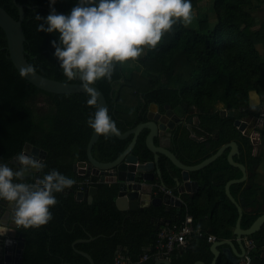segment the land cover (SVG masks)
Instances as JSON below:
<instances>
[{"label": "trees", "instance_id": "1", "mask_svg": "<svg viewBox=\"0 0 264 264\" xmlns=\"http://www.w3.org/2000/svg\"><path fill=\"white\" fill-rule=\"evenodd\" d=\"M16 1L25 5L23 28L29 63L46 77L80 83L79 79L67 80L54 56L51 42L58 41V33L37 31L40 22L34 17L38 14L46 18L50 14V0H0V6L18 19ZM77 2L56 0L52 6L58 13L68 15ZM198 2L191 0L193 7ZM263 4L264 0H215L217 25L210 28L209 15L203 10L200 11L199 29L193 30L179 23L174 25L156 49H146L141 59L145 72L143 77L129 79L125 75L124 64H117L111 83L106 79L98 80L95 84L105 94L108 113L117 127L125 132L146 122L152 103L158 104L161 112L168 107L181 106L191 113L189 118L194 120L197 117L199 132L208 136L207 141L197 143L191 138V131L180 126L181 137L174 150L185 164H198L223 145L236 141L240 153L235 156V161L244 164L255 176L262 156L253 154V144L236 127L235 121L244 119L249 123L259 116V108L250 107L251 90L256 89L264 96V52L260 48V44L264 46V21L260 22L256 15ZM38 97H44L48 105L40 113L35 104ZM88 99L86 92L55 94L26 80L10 59L7 36L0 27V163L15 167V157L24 151L26 144H31L47 152L43 161L46 167L40 176L56 169L71 178L76 174L75 164L88 160V144L94 130L88 126L87 120L96 111L95 107L87 104ZM119 103L135 105L136 108H122ZM218 103H223L228 111H235V116H222L215 107ZM147 134L148 131L141 134L133 151L143 162L154 159L146 145ZM132 139L133 135L126 139L101 135L93 147V155L98 161L112 162L126 150ZM229 151L204 170L193 174L194 179L199 173L205 174L202 193L207 205L204 207L199 201L187 198L180 217L177 213L172 216L164 206L121 210L116 203L118 185L99 182L97 177L92 178L98 187L92 203L77 200V184L70 188L71 191L65 189L55 194L58 204L50 209L53 219L47 225L26 231L18 229L25 238L22 264H91L79 251L89 253L95 264H115L120 248L134 261L148 253L152 258L144 264H155L156 233L164 221L182 223L189 213L198 226L209 212H213L215 218H221L220 226L234 227L239 212L227 197L225 186L228 181L241 178L243 173L229 163ZM181 153L203 155L184 160ZM161 166L163 181L173 189L174 182L168 167L179 169L166 156H162ZM85 179L86 176H80V181ZM33 181L34 176H30L20 182ZM246 184H234L231 191L245 209L242 227L249 228L264 213L261 209L264 198H258V187L254 182L251 187ZM204 230L220 238L230 237L228 231L221 234L217 227ZM260 233L264 234V227L262 232L251 236L258 248L264 245ZM91 237L96 239L73 246L76 240ZM198 240L205 249H210L207 236L197 238L191 245L193 249L197 248ZM206 253V261L211 264L213 256ZM199 257L189 254L176 264H193Z\"/></svg>", "mask_w": 264, "mask_h": 264}, {"label": "clouds", "instance_id": "2", "mask_svg": "<svg viewBox=\"0 0 264 264\" xmlns=\"http://www.w3.org/2000/svg\"><path fill=\"white\" fill-rule=\"evenodd\" d=\"M55 2L50 0L46 18L35 15L40 22L37 31L58 33V41L51 43L60 69L68 81L80 80L89 96L87 104L96 108L88 126L98 135L118 136L116 121L106 107L98 106L92 85L100 79L111 83L117 64L136 61L145 49H156L174 25H191V0H78L68 15L58 13L52 6ZM35 71L34 65H27L21 75ZM14 161L15 167L0 163V201L9 208L7 219L0 218V237L13 231V225L25 231L47 225L53 219L50 209L58 204L55 194L76 183L56 169L31 183L20 182L25 173L43 172L46 164L28 151H21Z\"/></svg>", "mask_w": 264, "mask_h": 264}, {"label": "water", "instance_id": "3", "mask_svg": "<svg viewBox=\"0 0 264 264\" xmlns=\"http://www.w3.org/2000/svg\"><path fill=\"white\" fill-rule=\"evenodd\" d=\"M17 7L19 9V18H14L5 8L0 6V27L5 31L8 41V51L10 59L13 61L15 67L21 74V68L31 65L27 59L25 42L27 40L23 21L25 19V5L19 4L17 1ZM30 83L36 87L50 93L55 94H73L85 92L81 87L80 83H68L52 79L40 74L35 71L32 74L23 76ZM78 79V78H77ZM98 93V106L106 107L108 109V101L105 94L96 86L92 85ZM262 97L258 90L254 89L249 92V103L250 107H258L261 104ZM158 105L153 103L151 109L148 113V121L138 124L136 127L131 128L123 132L120 128V134L117 136L120 139H126L133 135V139L126 150L114 161L112 162H101L98 161L93 155V147L101 137V135L93 132L90 142L88 144V160L78 162L75 164V171L83 174L87 178L93 176H98L101 178L102 182L109 184L118 185V197L116 203L121 210H145L151 206L160 207L167 206L169 210L170 207H177L179 215L181 214V209L184 204L181 197L178 194H170L168 192L161 193L157 196L153 195L154 188L149 186V182L155 180L156 177L160 179V183L170 189L168 185L162 180L163 170L161 166V156H166L177 168L181 170L180 176H176L174 181L176 186L174 191L177 193H185L188 197L194 198L198 193L202 192V179L193 178V173L203 170L219 157H221L227 149H230L228 153L229 163L239 168L243 176L239 179H232L227 182L225 186V192L230 201L237 207L239 212V217L236 222V227L234 230L235 239H221L217 242L212 243L211 252L214 256L212 264H221L223 260L228 262V264H239L241 258L245 255L246 249L242 237L252 236L259 232L264 226V214L260 215L254 223L249 228L242 227V221L244 216V208L236 200L231 191V186L238 183H243L248 178V171L244 164L236 162L235 156L240 153V146L238 142L232 141L228 144L223 145L216 153L212 154L208 158L204 159L202 162L195 165L185 164L177 155L174 148L165 145L164 142L157 144V138H168L174 141L177 146V141L180 139L179 129L183 126V120L177 121L179 118L177 116L178 112H183L184 108L178 106L175 109L169 108L165 113L157 112L154 114L153 108ZM158 109V108H157ZM171 113V115H170ZM176 113V115H174ZM109 114V113H108ZM172 114L174 117H171ZM179 115V114H178ZM222 116H235V111L224 110L221 112ZM110 116V115H109ZM111 117V116H110ZM183 124V125H182ZM189 124H193V118L189 119ZM256 124V119L253 121L251 126L242 119H237L235 121L236 127L243 131L246 130L247 136L253 131ZM188 126V129L194 135V128ZM187 127V125H186ZM168 129L170 130L169 132ZM147 130L148 134L146 137V145L148 149L153 153L154 159L143 162L140 157L133 153L138 140L143 133ZM170 134V135H169ZM192 135L193 138H196ZM109 136H113L109 134ZM24 151L37 156L39 159L44 161L47 157V152L38 147H34L31 144H26ZM15 164V163H14ZM32 173L37 174V178L40 174L32 170L30 173H25L24 178H29ZM98 192V187L92 185L84 191H79L77 193V199L79 201H88L92 203L94 196ZM1 218L7 219L9 215V208L6 202H0ZM10 223V221H9ZM13 231L7 233V235L0 237V264H3V260H10V255L13 252L12 243L13 232L15 226H12ZM20 243L18 245L19 256L17 258L16 264H22L23 248L25 243L24 236L19 234ZM96 237H91L89 239H78L74 242L75 246L79 242H87L95 240ZM187 251V250H186ZM83 256L89 259L91 264H95L93 257L84 251H79ZM185 251L182 252L184 254ZM6 255V256H5ZM62 264H71L64 262ZM155 264H173L172 260L158 257L155 259ZM194 264H206L202 260L196 261Z\"/></svg>", "mask_w": 264, "mask_h": 264}, {"label": "crops", "instance_id": "4", "mask_svg": "<svg viewBox=\"0 0 264 264\" xmlns=\"http://www.w3.org/2000/svg\"><path fill=\"white\" fill-rule=\"evenodd\" d=\"M210 1H215V0H199V2H198V4H197V6H195V7H193V12H194V19H193V22H192V24L191 25H189V26H187L188 28H190V29H193V30H197V29H199V27H200V11L201 10H203V12L205 13L206 11H207V8H209V6H210ZM213 5H214V2H213ZM263 8H264V4L262 5V6H260L259 7V9H258V11L256 12V15H257V17L260 19V15H259V13H261V12H263L264 10H263ZM208 13V12H207ZM209 26H210V28H214L216 25H217V23H218V17H217V14H216V12L214 11L213 13H212V11L210 10L209 11ZM260 48L262 49V52H264V46L262 45V44H260ZM261 95V97H262V99L264 98V96L262 95V94H260ZM262 102V101H261ZM134 104V103H133ZM158 105V104H157ZM119 106H121L122 108H127V109H135L136 108V106L135 105H131V104H126V103H119ZM215 106H217L218 108H221L222 109V111H224V110H227V109H225V106H224V104L223 103H218V104H216ZM260 106V105H259ZM259 106L257 107V108H259ZM158 108V106L155 108H153V111H154V114H157V112H159V110L157 109ZM254 108V107H253ZM151 109V108H150ZM220 110V109H219ZM228 111V110H227ZM179 114V115H178ZM190 112H188L187 110H183V112H178L177 113V116H178V120L177 121H181V120H183V123H184V125L183 126H186L187 125V129H188V126L190 125L189 124V116H190ZM170 115H171V113H170ZM174 115H176V113H174ZM174 115L172 114V116L171 117H174ZM253 119V118H252ZM253 121H254V119L252 120V122H249L248 124H249V126H251V124L253 123ZM190 126H192L193 128H194V131H195V133H194V137H196V138H193L192 137V135H191V138L192 139H194V141L195 142H205V141H207V139H208V136L207 135H204L203 133H201V132H199V128H198V119H197V117H194V120H193V124L192 125H190ZM145 131H147V130H145ZM145 131H143V132H145ZM170 130L168 129V131L167 132H169ZM259 132H260V134H261V137H260V140H259V142H258V144H257V146L256 147H254V151H253V154L254 155H261L262 156V163L260 164V166L259 167H257V169L255 170V176H254V172H249L248 171V169H247V171H248V178H247V180L245 181V182H247V184H246V186L247 187H251L252 186V182H254L256 185H257V187H258V190H257V192L259 193V199H262V198H264V125H263V127H261L260 129H259ZM170 135V134H169ZM162 142H164V144L165 145H168V146H170V147H172V148H174V149H176V147H175V143H174V141H171L170 140V136L168 137V138H157L156 139V143L157 144H160V143H162ZM254 146V145H253ZM211 148H213V144H212V146L209 148V150L211 149ZM228 150V149H227ZM211 151V150H210ZM209 152V151H208ZM182 154V153H181ZM183 155V154H182ZM201 155H203V154H201ZM201 155H193V156H189V155H186V154H184L183 156H182V158L184 159V160H193L195 157H197V156H201ZM161 159H162V156H161ZM161 162V161H160ZM247 168V167H246ZM179 169V168H178ZM204 170V169H203ZM201 171V170H200ZM200 171H197V172H200ZM76 172V174L75 175H73L71 178H73L75 181H76V183L74 184V185H78V183L79 182H81L80 181V176H82L79 172H77V171H75ZM168 173H169V176L171 177V179L173 180V182H174V187H173V189H168V190H172V192H173V194H178L179 195V197H181V199L183 200V202H184V204H183V206L186 204V199L187 198H189V199H192V200H197V201H199V203L201 204V205H203L204 207L207 205V203H206V197H205V194L204 193H202V192H200V193H198L194 198H190V197H188L187 196V194H185V193H177V192H175L174 191V188H175V186H176V183H175V181H174V178L176 177V176H180V174H181V170L179 169V171H177V170H175L174 168H171L170 166L168 167ZM195 173V172H194ZM193 173V174H194ZM204 173H199L197 176L199 177V178H201L202 179V177L204 178V176H205V174L203 175ZM31 176H34V180L37 178V175L35 174V173H32L31 174ZM94 177H97L98 179H99V182H102V180H101V178L100 177H98V176H93V177H91V179L92 178H94ZM251 177H253V180L251 179ZM163 180V179H162ZM245 182H243V183H245ZM102 183H106V182H102ZM106 184H108V183H106ZM149 184V186H150V188L151 187H153L154 188V186L157 184V185H159V186H161V187H164L161 183H160V179L158 178V177H156L155 178V180L154 181H152V182H149L148 183ZM203 184V181L201 182V185ZM94 185V184H93ZM94 186H96V185H94ZM169 187V186H168ZM78 188H79V190H77V193L79 192V191H84V190H86V188L83 190L82 188H80V186L78 185ZM165 189H167L166 187H165ZM69 191H71V189H68ZM154 190H155V188H154ZM161 193H165V192H161ZM161 193H159V194H161ZM226 193V192H225ZM159 194H156L154 191H153V195L154 196H157V195H159ZM95 197V196H94ZM118 197V196H117ZM117 199V198H116ZM78 200V199H77ZM93 200H94V198H93ZM237 200V199H236ZM79 201V200H78ZM238 201V200H237ZM86 202H88V201H86ZM93 202V201H92ZM183 206H182V208H183ZM164 207H165V209H166V211H168V212H170L171 213V215L173 216L174 214H176L177 213V217H180L181 215H182V209H181V214L179 215V212H178V208L177 207H170L169 208V210L167 209V206H165L164 205ZM261 209H263L264 210V204H262L261 205ZM245 210V209H244ZM0 211H1V209H0ZM264 214V213H263ZM187 215H192V214H189V213H187L186 214V216ZM186 216H185V218H186ZM193 216V215H192ZM0 218H1V216H0ZM174 218V217H173ZM184 218V219H185ZM221 218H215V215H214V213L212 212V213H208V215L204 218V221L203 222H200L199 224L201 225H198V226H200V227H203L204 229H206V230H211V229H213V228H215V227H217L218 228V231L221 233V234H224V233H226L227 231L230 233V237L229 238H224V237H221V239H235L236 238V236L234 235V230H235V227H236V224H235V226L234 227H231V226H229V225H227V227H223V226H220V223H221V220H220ZM223 219V218H222ZM224 219H228V218H224ZM264 227V226H263ZM228 229V230H227ZM263 229V228H262ZM262 229L260 230L261 232H262ZM259 231V232H260ZM259 232H257V233H259ZM259 236H260V240H264V234L262 233H260L259 234ZM197 238H201V236L200 237H197ZM197 238H195V240L197 239ZM198 246H197V248H195V249H193L192 247H194V246H191L190 248H185V249H181V250H176V251H174L173 253H172V255L169 257V258H166V259H170V260H172V262H173V264H176V261H178L179 259H183L184 257H186L187 255H199L200 257L196 260V261H198V260H202V261H204L206 264H208V262L206 261V257H208V255H206L207 253L206 252H209V253H211L212 254V252H211V246H210V249L208 250V248H206L205 249V247H203V245L200 243V241L198 240ZM207 242H208V240H207ZM209 243V242H208ZM210 245H212V243H210ZM201 247V248H200ZM187 250V251H186ZM120 251H124V249L123 248H120L119 249V252ZM154 251V250H153ZM183 251H185L184 252V254H182V252ZM153 256H154V254H153ZM212 256H213V254H212ZM255 260H254V264H264V245H262L260 248H258L257 247V249H256V252H255ZM155 257V256H154ZM152 258V257H151ZM150 258V259H151ZM213 258H214V256L211 258V264H212V262H213ZM149 259V260H150ZM156 259V258H155ZM148 260V261H149ZM148 261H146V262H148ZM195 261V262H196ZM146 262H144V263H146ZM194 262V263H195ZM144 263H142V264H144ZM154 263H155V260H154ZM193 263V264H194ZM221 264H228V262H226L225 260H223L222 261V263Z\"/></svg>", "mask_w": 264, "mask_h": 264}, {"label": "built area", "instance_id": "5", "mask_svg": "<svg viewBox=\"0 0 264 264\" xmlns=\"http://www.w3.org/2000/svg\"><path fill=\"white\" fill-rule=\"evenodd\" d=\"M247 122L246 120L242 119ZM248 123V122H247ZM264 125V98L259 106V116L256 118V124L254 126L253 131L248 136L250 138L251 143L254 147L257 146L261 134L259 129ZM242 133L247 136L246 130H243ZM83 175V174H81ZM28 183V182H25ZM80 188L83 190L85 188H89L93 185V181L91 178H87L78 183ZM154 192L159 194L161 192H168L173 194L172 190L165 189V187H161L159 185L154 186ZM1 202V201H0ZM1 216V211H0ZM19 230L15 229L11 238H13L12 248L13 252L10 255V260H3V264H16L17 258L19 256L17 249L20 243L19 239ZM207 236V240L209 243H214L219 238L212 233H208L202 227L197 226L194 223V217L192 215H187L182 223H172L170 221L162 222L156 233V241L154 245V256L155 258H169L172 253L176 250H181L185 248H189L195 238L197 237ZM242 240L245 244L246 252L245 255L240 260L239 264H253L255 252L257 249L256 242L251 238V236H243ZM6 256V255H5ZM152 255L146 253L138 261H134L132 257L125 253L124 251L118 252L115 257V264H142L148 261Z\"/></svg>", "mask_w": 264, "mask_h": 264}, {"label": "rangeland", "instance_id": "6", "mask_svg": "<svg viewBox=\"0 0 264 264\" xmlns=\"http://www.w3.org/2000/svg\"><path fill=\"white\" fill-rule=\"evenodd\" d=\"M213 2L214 1H210V6L209 8H207V12L209 14V11L211 10L212 13L214 12V5H213ZM264 10V8H263ZM260 15V19L259 21L260 22H263L264 21V11L259 13ZM145 53H146V49H145ZM145 53L136 61H128L124 64V72H125V75L127 78H133L135 76L137 77H143V75H145V72H144V69H143V65L141 63V59L143 58V56L145 55ZM127 91H130V90H127ZM36 108H37V111L40 113V112H43L44 110H46L48 108V105L46 104L45 102V98L44 97H38L36 102ZM216 109H220V112H222V109L221 108H218L217 106H215Z\"/></svg>", "mask_w": 264, "mask_h": 264}, {"label": "flooded vegetation", "instance_id": "7", "mask_svg": "<svg viewBox=\"0 0 264 264\" xmlns=\"http://www.w3.org/2000/svg\"><path fill=\"white\" fill-rule=\"evenodd\" d=\"M152 104H153V103H152ZM152 104H151V105H152ZM155 104H156V103H155ZM151 105L149 106L148 111H147V118H148V113H149V111H150V107H151ZM174 109H175V108H174ZM158 110H159V112H161V110H160V106H159V105H158ZM167 110H169V107L167 108ZM167 110H166V111H167ZM166 111H165V112H166ZM165 112H161V113H165ZM147 121H148V120H147ZM249 139H250V138H249ZM14 163H15V161H13V164H14ZM14 165H15V164H14ZM216 236H217V235H216ZM244 236H245V235H244ZM217 237H218V236H217ZM218 238H219V240H221L220 237H218ZM217 241H218V240H217ZM217 241H216V242H217ZM244 245H245V244H244ZM245 249H246V248H245ZM255 257H256V256H254V260H255ZM241 259H242V258H241ZM253 264H254V261H253Z\"/></svg>", "mask_w": 264, "mask_h": 264}]
</instances>
